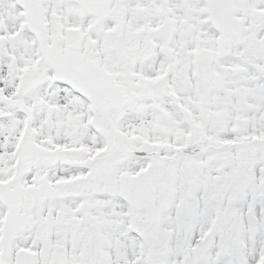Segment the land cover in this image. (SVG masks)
I'll return each mask as SVG.
<instances>
[{
  "label": "snow or ice",
  "instance_id": "snow-or-ice-1",
  "mask_svg": "<svg viewBox=\"0 0 264 264\" xmlns=\"http://www.w3.org/2000/svg\"><path fill=\"white\" fill-rule=\"evenodd\" d=\"M0 264H264V0H0Z\"/></svg>",
  "mask_w": 264,
  "mask_h": 264
}]
</instances>
